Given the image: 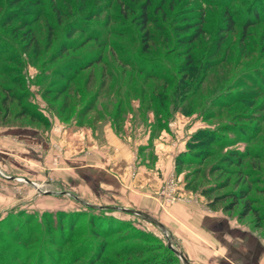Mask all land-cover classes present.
Wrapping results in <instances>:
<instances>
[{
  "label": "rangeland",
  "instance_id": "obj_1",
  "mask_svg": "<svg viewBox=\"0 0 264 264\" xmlns=\"http://www.w3.org/2000/svg\"><path fill=\"white\" fill-rule=\"evenodd\" d=\"M181 1L154 0L155 5L162 3L170 12L163 22L158 14L162 36L154 24L148 23L146 28L154 39L147 42L134 15L128 12L121 16L118 12L119 5L131 6L139 12V0H37V4L35 0H0V98L11 96V92L3 91L10 87L20 101L11 97L12 112L20 108L17 103H28L35 109L43 104L53 113L50 107L58 109L62 97L55 93L44 96L43 92L48 87L56 92L67 84L60 74L67 78L71 66H84L87 59L102 54L104 64L108 63L113 71L111 79H104L112 88L108 90V97L113 94L116 74L122 69L123 81L129 75L144 79L134 70L156 77V80L145 79L149 91L142 103L150 112H156L159 104L161 113L156 117L163 122L168 117L169 105L173 108L180 104L178 97L174 100L170 96L159 103V99L152 102L151 96L171 95L173 87L179 84L183 89L178 96L189 94L180 107H187L185 110L190 112L187 117L192 118L195 129L188 140L196 142L198 147L187 152L192 160L182 166L181 179H174L176 192H181L182 184L185 189L186 182L195 183L199 191L228 183L226 189L215 195L243 188L264 216V85L261 83L264 81V2L218 0L224 2L221 7L211 4L210 0H185L189 2L187 5H181ZM225 11L235 21L231 32L224 31ZM201 15L200 38L192 44L179 42L187 34L178 35L174 25L199 21ZM118 32L124 36H116ZM163 36L167 39L165 44ZM111 42L114 58H122L123 64L130 67L114 61L108 46ZM62 48L66 51L57 58ZM186 55L188 63H184ZM102 66L95 65L72 76L68 93L72 118H76L77 108L91 99L101 79L81 89L80 98L73 99L71 93L83 85L88 72L99 77ZM50 81L53 83L49 86ZM123 87L120 95L123 103L138 100L131 86ZM126 92L129 98H125ZM118 100L113 98L108 103L112 107L109 112ZM53 117L59 120L55 114ZM54 129L61 132L59 127ZM204 132L211 135L210 141L201 140ZM43 184L56 194H48L43 205L34 204L32 208L11 212L0 219V264H91L98 257L92 264H100V258L104 257L121 264L127 258L137 257H117V253L136 250L152 258L162 252L157 250L160 245L167 247L168 239L179 251L169 229H166L167 237L142 217L119 210L89 209L57 182ZM163 186L165 183L157 199L164 209L166 204L160 198ZM229 203L223 201L217 207ZM238 210L239 206L231 215L237 216ZM242 221L255 229L251 215ZM255 230L264 238V225ZM178 260L179 264H185L179 257Z\"/></svg>",
  "mask_w": 264,
  "mask_h": 264
},
{
  "label": "crops",
  "instance_id": "obj_2",
  "mask_svg": "<svg viewBox=\"0 0 264 264\" xmlns=\"http://www.w3.org/2000/svg\"><path fill=\"white\" fill-rule=\"evenodd\" d=\"M37 107L46 122L0 121V219L45 203L56 193L43 183L57 182L83 203L150 216L170 230L188 264H264L262 235L236 215L209 208L199 192L182 184L180 200L164 209L157 199L163 183L181 179L174 162L195 131L192 118L175 111L158 122L136 100L117 125L96 110L60 121Z\"/></svg>",
  "mask_w": 264,
  "mask_h": 264
},
{
  "label": "trees",
  "instance_id": "obj_3",
  "mask_svg": "<svg viewBox=\"0 0 264 264\" xmlns=\"http://www.w3.org/2000/svg\"><path fill=\"white\" fill-rule=\"evenodd\" d=\"M22 1V0H20ZM36 4L38 3L37 0H35ZM141 1L139 3L138 9L139 12L134 11L133 7L128 6V7H120V5L118 6V12L121 16H126L128 15V12H131L134 15L135 21H137V23L139 24V26L141 27V29L144 31V35L147 37L146 40L147 42H150L153 38V34H149L148 30H147V25L148 23H152L155 25L156 29L158 31H160L161 36H162V32H163V28L161 27L160 24L158 23V14H160V17L162 19V22L166 20V18H168L169 16V12L164 9L163 4H158L155 5L154 4V0H139ZM208 1V0H207ZM264 2V0H262ZM176 2L178 3V0H176ZM180 2V1H179ZM212 2V3H211ZM189 2H185V0L181 1V5H187ZM211 4H216L219 5L221 7H224V2L223 1H219L218 0H210ZM227 4V3H226ZM229 13L225 11V30L224 31H228L231 32L234 29V25H235V21L232 19V17L230 15H228ZM255 16V15H254ZM261 16V15H259ZM201 20H194L193 22H186L185 24H178V25H174V31L180 34H187L185 36H183L182 38H180V40H178L179 42L181 41L182 43H186V44H192L194 42H196L200 36L203 34V30H202V18L203 16H200ZM261 18V17H260ZM254 20H256V18L254 17ZM249 23V22H248ZM248 23H246V27H248L249 25H247ZM190 29H193V31L190 32ZM189 33V34H188ZM116 36L118 37H122L124 36V33L118 32L116 33ZM167 37V35H166ZM165 36H163V44H165L167 42V39ZM114 42V41H113ZM113 42H111L109 46V50L111 51V56L112 58H114V56L112 55V51L114 50V45ZM66 50L62 48V52H60V54H58L57 58L61 57L63 55V53ZM188 56L186 55V58L184 60V63H188L187 60ZM114 61L120 64H123V60L122 58H118L117 60L114 58ZM105 63V58L104 55L102 54H97L95 56H93V58L91 59H87L86 64L84 66H80L78 68L75 67H70V76L65 78L63 75L64 74H60L62 78H64L67 82V84H65L62 88L56 90V92H51V87H48L45 92H43V95H48L51 93H55L56 95H60V97H62L61 100V104L59 106L58 109H53V107L51 106L49 109L53 112V114H55V116L60 120V121H68L69 119H71L72 117L69 115V111H70V107H71V100L68 94L69 90H70V82L73 79L74 76H78V74H80L81 72L87 70V69H91V67L95 66V65H103L102 69L99 73V77H97L93 72H88L86 78L83 81V85L79 86L78 89L71 93L73 96V99H77L80 98V90L83 89H87L89 88L91 85H94L93 83L97 81V78L101 79V81L99 82V84L97 86H95V91L92 94L91 99L86 102L82 107L77 108L76 111V119L80 118L86 114H88L90 111H94L96 110L98 112V116L99 117H104L105 115H108L109 117L112 118L113 122L115 123V125H117V122L119 120V118L121 117L122 113L127 112L128 108L130 107L131 101H126L125 103L122 102L120 95H122L123 90H122V86H124L123 88H125V85H129L131 86L130 88H133V92L135 94H137V101H139L140 104V108L142 111H149L150 109H148L147 107L144 106V104L142 103V98L144 96V94L149 91V87L147 86L145 79H151V80H156L155 76H148L146 73L144 74L142 71L140 70H134V73H137V75H142L144 77L143 80L140 79H136L133 76L131 77V75L127 76V78L123 81V78L120 77L122 75L125 74V72H123L124 69H122V71L118 74H116L118 77L115 81L116 85L114 87V92L113 94H110V97H108V90H112L111 86L109 87V84H105V78L111 79V73H113V71L111 69H109L108 67V63L107 65L104 64ZM125 67H130L129 64H123ZM57 74V73H54ZM66 75V74H65ZM73 76V77H72ZM72 77V78H71ZM53 82L50 81V83H48V85L50 86ZM261 83H263L264 85V81H261ZM183 87V86H182ZM182 87L179 86V84H176L173 87V90L171 92V95H166V94H158V96H151L152 98V102H154L155 100L159 99V103L166 101L170 96L173 97L174 100L177 99V101L181 104H184V101L187 99V97L189 96L188 93H184L183 95L180 94L178 96V92L182 91ZM3 91H5V93H10L11 92V96L8 98L6 95L2 96L0 98V121L5 122L7 119H23V118H27L29 120H33V121H37V122H46V119L44 118V116L34 107H32L30 104L28 105L25 103H21L18 104L19 105V109H17L16 111H11L13 106V101L12 98L15 99V101H19V98L16 99V97H14V93L12 91V88L10 87H6L3 89ZM106 91H107V96H106ZM106 96V97H105ZM129 92L125 93V98H129ZM111 98V99H110ZM113 98H119V100L117 102H115V106L113 108V111L109 112L111 108H109L108 103L113 101ZM130 100V99H129ZM20 102V101H19ZM171 104L175 103L170 101ZM180 104H177V106L173 107L169 105L168 107V117L167 119H165L163 122H166L170 116L172 115V112L174 111H180L184 116H188L190 114V112H187V107L184 108L180 107ZM11 105V106H10ZM157 110L156 112H152L156 118V120L158 122H161V119L159 117H156V114H160V107L159 104L156 105ZM183 108V109H182ZM186 109V110H185ZM48 123V122H47ZM198 135V134H197ZM210 134L207 132H204L201 135V140L203 142H208L210 141ZM198 146H196V142L192 141V140H187L186 142V148L185 151L179 153L176 158H175V162H174V168H175V175L176 176H180L182 174L181 172V168L183 165L186 164H190V160H192V158H190L189 154L187 153L189 150L194 151L193 149H196ZM228 186V183H222V184H217V186H215L214 188H204V189H200L197 190L195 183L191 184V183H187L185 184V189L189 190V191H193V192H198L200 193V195L207 201V206L211 209H219L217 206L222 203L223 201H229L230 203L227 204L226 206H221L220 210L231 214L233 213L237 207L239 206V210H238V214L237 217L238 219L242 220L244 218H246L248 215H251L253 217V221H254V228L255 229H259L261 227H263L264 225V216L262 214H260L257 210L256 207H254V202L252 200H250V198L248 197V192L245 191V189L243 188H238L237 190L233 191V192H225L224 194H220V195H215V193L220 192L224 189H226V187ZM215 195V196H214ZM217 207V208H216ZM89 208V207H87ZM89 209H94V208H89ZM1 232V231H0ZM107 235V234H105ZM2 236V235H0ZM2 250V247L0 246V251ZM158 251H162L159 254H155L152 256V258H149L148 256H143L142 251H127L125 253H117V257H121L122 255L124 256H128V255H135L137 258L135 260H129L128 258L126 259L125 262H122L121 264H179V260L178 257L174 254V252L168 248V246L165 248H163V246H159V248H157ZM103 252H105V250H103ZM98 258L94 259V262L96 260H98ZM92 260L90 261V263H94ZM100 264H119L117 262L114 261H109L107 258H100Z\"/></svg>",
  "mask_w": 264,
  "mask_h": 264
},
{
  "label": "water",
  "instance_id": "obj_4",
  "mask_svg": "<svg viewBox=\"0 0 264 264\" xmlns=\"http://www.w3.org/2000/svg\"><path fill=\"white\" fill-rule=\"evenodd\" d=\"M73 198L75 200H77L79 203H81L82 205L86 206V207H89V208H94V209H104V210H108V209H112V210H119L121 212H124V213H128V214H132V215H137L139 217H142L143 219L147 220L148 222H150L151 224L159 227L161 229V231L163 233L166 232V229L163 225H161L159 222H157L156 220H154L153 218H151L150 216L144 214V213H141V212H137V211H134V210H128V209H121V208H116V207H103V206H92L90 204H87V203H83L81 202L77 197L73 196ZM168 248H170L178 257L181 261H183V263L185 264H188L187 261L182 257L181 253L174 250L171 246L170 243H168Z\"/></svg>",
  "mask_w": 264,
  "mask_h": 264
},
{
  "label": "built area",
  "instance_id": "obj_5",
  "mask_svg": "<svg viewBox=\"0 0 264 264\" xmlns=\"http://www.w3.org/2000/svg\"><path fill=\"white\" fill-rule=\"evenodd\" d=\"M56 130V129H55ZM176 188H175V182L173 179L168 180V182H165V186L162 187V191L160 193V198H162L164 200V203L166 204V206H171L173 204H175L176 202H178L180 200V196L179 194L176 192ZM161 199V200H162ZM167 237H169L167 235V230L164 233ZM168 243L171 244L172 248L174 250H176L173 246V244L171 243V240H167V245ZM177 251V250H176ZM179 252V251H178ZM175 254V253H174ZM176 255V254H175ZM177 256V255H176ZM178 257V256H177Z\"/></svg>",
  "mask_w": 264,
  "mask_h": 264
}]
</instances>
